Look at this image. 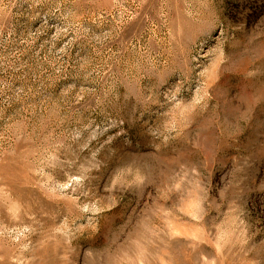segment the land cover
Segmentation results:
<instances>
[{"label": "rangeland", "instance_id": "obj_1", "mask_svg": "<svg viewBox=\"0 0 264 264\" xmlns=\"http://www.w3.org/2000/svg\"><path fill=\"white\" fill-rule=\"evenodd\" d=\"M0 264H264V0H0Z\"/></svg>", "mask_w": 264, "mask_h": 264}]
</instances>
